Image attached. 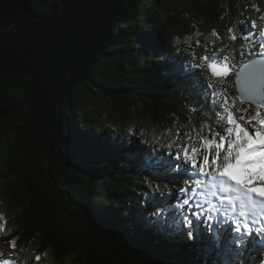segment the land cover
I'll return each mask as SVG.
<instances>
[{"label":"trees","instance_id":"trees-1","mask_svg":"<svg viewBox=\"0 0 264 264\" xmlns=\"http://www.w3.org/2000/svg\"><path fill=\"white\" fill-rule=\"evenodd\" d=\"M252 3L0 0L1 192L26 201L0 239L21 251L25 264H224L235 258L217 250L206 212L200 241L176 234L172 216L166 227L153 225L189 186L161 176L149 187L139 162L166 151L159 126L173 112L183 119L190 99L169 76V49L171 60L189 56L185 37L193 23L204 33L201 43L219 47L209 30L223 34L229 21L264 15L249 9ZM230 82L229 94L237 93L234 76ZM111 107L113 119H101ZM126 115L137 122L127 124ZM200 199L198 191L193 205ZM189 208L176 211L191 217ZM233 227L224 225V236ZM262 247L246 248L240 264H259Z\"/></svg>","mask_w":264,"mask_h":264},{"label":"snow or ice","instance_id":"snow-or-ice-1","mask_svg":"<svg viewBox=\"0 0 264 264\" xmlns=\"http://www.w3.org/2000/svg\"><path fill=\"white\" fill-rule=\"evenodd\" d=\"M260 2L253 0L248 8L264 12ZM245 11L241 8L239 16L244 17ZM228 14H222L221 20ZM223 27V34L219 28L209 30L211 36L220 39L219 47L213 44L209 48L207 41L201 43L199 37L204 33L193 23L194 32L185 37L191 41L189 56L171 60L173 49H169L166 64L174 66L169 68V76L177 86L189 90L190 99L185 100L183 119L173 112L174 119L159 126L166 151L139 163L149 187L151 181L161 176L183 179L189 186L180 189L185 194L182 201L166 209L163 215L157 214L151 223L163 228L167 217L172 216L176 234L200 241L204 239L200 231L204 213H220L227 219L219 221L220 226L215 229L205 221L207 230L213 233L218 251L234 253L235 258L224 264H240L246 248L253 243L264 245V15L229 21ZM193 35L197 39L193 40ZM173 40L180 44L178 36ZM143 42L151 46V35H145ZM226 49L231 50V56L225 54ZM233 76L240 88L238 93L229 94ZM198 191L201 199L193 205L192 196ZM218 193L222 194L218 203L207 199V195L216 197ZM205 202L207 208L203 207ZM185 206H190L191 217L176 211ZM230 220L236 226L224 236L223 226ZM254 233L261 239L253 240ZM12 244L15 248L14 241ZM35 259L40 260L39 254ZM2 264L13 262L5 259ZM259 264H264V257Z\"/></svg>","mask_w":264,"mask_h":264},{"label":"rangeland","instance_id":"rangeland-1","mask_svg":"<svg viewBox=\"0 0 264 264\" xmlns=\"http://www.w3.org/2000/svg\"><path fill=\"white\" fill-rule=\"evenodd\" d=\"M105 104V102H103ZM111 112L105 111L103 113V116L101 119L105 120H112L113 117L116 114V109L111 107ZM126 122L127 124L132 120L134 123L137 121L135 119H132V117L126 115ZM132 122V125H134ZM1 185L0 184V230L4 229L8 223L11 221V215L13 213H19L21 209L24 207L26 204L24 195H21L18 199L13 198L12 196H8L5 192H1ZM212 201V200H211ZM205 207L207 208L208 205L205 203ZM227 207V205H225ZM207 214V219L210 221V224L214 225L216 228L219 227V221L227 219V217L221 215L220 213H208ZM215 215V219H209L210 216ZM234 224V223H233ZM236 225H234L235 227ZM243 228V225H240ZM34 244L39 243V239L35 240L32 242ZM232 253V252H231ZM9 260L12 261L13 264H25L24 262V254L21 251H16L13 250L12 248L9 247L8 243L4 239H0V264H2L3 260ZM32 264H38L37 262H33Z\"/></svg>","mask_w":264,"mask_h":264},{"label":"water","instance_id":"water-1","mask_svg":"<svg viewBox=\"0 0 264 264\" xmlns=\"http://www.w3.org/2000/svg\"><path fill=\"white\" fill-rule=\"evenodd\" d=\"M236 81V80H235ZM239 88H240V83L238 81H236V90H237V93L239 91Z\"/></svg>","mask_w":264,"mask_h":264},{"label":"bare ground","instance_id":"bare-ground-1","mask_svg":"<svg viewBox=\"0 0 264 264\" xmlns=\"http://www.w3.org/2000/svg\"><path fill=\"white\" fill-rule=\"evenodd\" d=\"M208 196V198H211L212 196L209 194V195H207ZM214 200H216L215 198H214Z\"/></svg>","mask_w":264,"mask_h":264}]
</instances>
